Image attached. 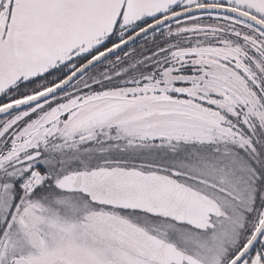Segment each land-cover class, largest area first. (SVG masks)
Instances as JSON below:
<instances>
[{"label":"snow or ice","instance_id":"1","mask_svg":"<svg viewBox=\"0 0 264 264\" xmlns=\"http://www.w3.org/2000/svg\"><path fill=\"white\" fill-rule=\"evenodd\" d=\"M0 264H264V0H0Z\"/></svg>","mask_w":264,"mask_h":264}]
</instances>
